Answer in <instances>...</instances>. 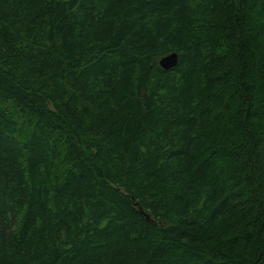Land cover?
Here are the masks:
<instances>
[{
  "label": "trees",
  "instance_id": "1",
  "mask_svg": "<svg viewBox=\"0 0 264 264\" xmlns=\"http://www.w3.org/2000/svg\"><path fill=\"white\" fill-rule=\"evenodd\" d=\"M0 264H264V0H0Z\"/></svg>",
  "mask_w": 264,
  "mask_h": 264
},
{
  "label": "water",
  "instance_id": "2",
  "mask_svg": "<svg viewBox=\"0 0 264 264\" xmlns=\"http://www.w3.org/2000/svg\"><path fill=\"white\" fill-rule=\"evenodd\" d=\"M159 63L165 69H170V68H172V67L177 65V63H178V54L176 52H172V53H170L168 55H165L159 60Z\"/></svg>",
  "mask_w": 264,
  "mask_h": 264
}]
</instances>
